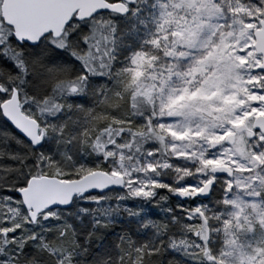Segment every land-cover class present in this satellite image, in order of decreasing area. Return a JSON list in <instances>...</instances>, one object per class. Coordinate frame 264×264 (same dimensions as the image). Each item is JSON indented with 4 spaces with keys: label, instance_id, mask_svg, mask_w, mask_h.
Wrapping results in <instances>:
<instances>
[{
    "label": "rangeland",
    "instance_id": "1",
    "mask_svg": "<svg viewBox=\"0 0 264 264\" xmlns=\"http://www.w3.org/2000/svg\"><path fill=\"white\" fill-rule=\"evenodd\" d=\"M263 14L264 0H138L126 17L105 14L89 24L72 23L67 33L72 63L78 65L73 58H78L75 51L81 41L87 56L94 42L97 51L102 49L100 36L92 30L106 25L115 75L107 79L110 84L104 90L98 82L96 93L82 99L88 106L93 101L94 106H104L105 112L99 106L90 116L91 128L80 107L83 102L58 104L46 116L38 105L48 100L46 92L22 83V110L39 123L46 139L37 157L46 177L64 180L82 168L86 174L89 168L108 164L106 172L123 177L126 187L87 196L69 210L43 213L32 224L14 192L25 187L39 167L18 158L19 145L14 144V155L9 156L18 162L0 158V264H20L18 256L28 245L50 251L57 264H73L69 251L55 246V230L112 224L138 227L144 238L154 241L162 238L168 251L185 264H264V135L251 136L256 118L264 117V73L258 72L263 57L254 38ZM183 35L195 37V49L202 44L209 51L193 69L211 70V89L201 97L181 81L185 55L178 48ZM166 47L171 61L167 70ZM229 74V81L220 79ZM134 97L153 100L155 115L136 118L128 107ZM81 116L79 123L70 121ZM66 120L70 123H62ZM146 124L162 135L164 149L151 144L140 155H127L125 148ZM243 125L250 133L236 134L234 145H229L228 136ZM109 128H118L117 139L100 161L93 147L102 130ZM2 137L6 134L0 124ZM218 166L229 167L234 177L217 180L210 200L180 198L196 193L207 182V172Z\"/></svg>",
    "mask_w": 264,
    "mask_h": 264
},
{
    "label": "trees",
    "instance_id": "2",
    "mask_svg": "<svg viewBox=\"0 0 264 264\" xmlns=\"http://www.w3.org/2000/svg\"><path fill=\"white\" fill-rule=\"evenodd\" d=\"M110 1L114 2L116 0ZM92 34L100 36L99 38L102 47V49L97 51V48L94 46L96 44L94 42L96 39L90 40L91 42H94V45L92 46L93 50L91 51L90 56L85 55V60L91 66L90 70L93 75L92 78L95 79L98 78L101 73L102 77L109 74L106 65L109 66L112 64V51L110 52L108 46L106 47V36L109 35L106 25L103 26L102 29L96 28L92 30ZM25 52L30 54V58H26V65L29 68L30 75L28 82L29 85L34 87L38 92H46L47 94L53 81L56 79L59 80L62 75H65L66 73L70 74L72 71V65L74 64L71 60L68 61V58L66 57L61 58L58 54H53V52L50 51L48 52L44 48H38L36 50L27 49ZM2 67L4 68V71L9 74L11 66L3 62ZM36 75L38 77H36ZM25 81V79H22V83ZM101 88L104 90L106 85L103 84ZM102 98L103 96H100L99 100ZM57 101L41 100L38 105L44 108L43 112L48 116L57 110V106L63 104ZM82 102L83 104L82 106L80 105V107L83 109V116L88 117L87 122H89L88 125L90 127V124H92V118L90 116L99 112V106L101 107L100 112H105L103 109L104 106H102V104H95L94 106V101L90 102L92 106H88L87 104H84V100H70L67 104L71 103L72 105H77ZM128 107L134 112L136 118L141 115H149L150 117L155 115V104L153 100L134 97V100L129 101ZM96 108L98 111L95 110ZM81 118L82 116L78 117V119L71 118L70 121H76L79 123ZM68 121L69 120H66L62 123L67 124ZM0 124L4 134H6L5 138L2 137V139H0V158L6 160V162L16 164L19 159L12 160L9 154L14 155V152H11V150L13 149L14 144L18 143L19 146L17 150L19 151H17V157L21 160L26 158L29 162L35 161L39 167L33 176L39 177L46 175V172L42 171L40 165L42 159L39 158V156L37 157V154L43 151L46 145L44 144L40 149L34 150L30 144L23 140L3 121L1 115ZM117 129L118 128H109L102 130L97 147H93V155L95 158L100 159V161L104 159L103 152H106V150L111 147V143H113L114 139H117L115 136ZM155 137H158L159 139L156 140ZM162 140V135L154 127L146 124L144 129L134 136L132 143L125 148V151L127 155L137 156L142 154L143 149L147 145L151 144L157 145L159 149L163 150L164 146ZM62 147L60 148L62 149ZM59 151L61 150H57V155L59 154ZM84 169L85 168L80 169L78 175L70 176L64 180L79 179L85 174ZM93 170L97 169L89 168L86 172ZM100 170L109 172L108 164H103ZM15 193L16 190L14 194ZM192 213L194 217H200L197 212ZM55 233L57 235L55 246L68 250L73 260H76L77 264H185L180 262V259L177 256L168 251L162 238L157 241L149 239L148 236L144 238L142 236L144 232L138 227L124 228L117 224H112L107 226L89 225L86 228H82L76 225V228L73 230L64 226L61 230H55ZM18 262L20 264H44L45 262L46 264H57V258L48 250H43L39 247L34 248L33 246L28 245L24 252L18 256Z\"/></svg>",
    "mask_w": 264,
    "mask_h": 264
},
{
    "label": "water",
    "instance_id": "3",
    "mask_svg": "<svg viewBox=\"0 0 264 264\" xmlns=\"http://www.w3.org/2000/svg\"><path fill=\"white\" fill-rule=\"evenodd\" d=\"M136 2L137 0H120L117 3H109L106 0H7L3 7V16L6 24L13 28L14 37L18 42L36 45L50 34L59 37L75 15L79 20H89L105 12L124 16L129 14V7ZM254 37L256 50L263 56V63L258 72L264 73V22ZM0 108L4 120L34 150L42 146L44 136L40 135L39 125L22 112L17 92ZM253 129L264 135V117L256 118ZM244 131H247L244 125L236 129L238 133ZM227 142L233 145L235 135L228 136ZM209 175L212 178L195 194L196 198L204 201L210 199L218 178L232 179L234 172L229 167L218 166L210 169ZM125 185L123 177H112L106 172L94 171L72 181L32 177L26 187L17 190V195L28 212L30 221L35 224L43 213L57 209L68 210L75 200L90 194L123 190ZM190 196L183 194L181 197L187 199Z\"/></svg>",
    "mask_w": 264,
    "mask_h": 264
},
{
    "label": "flooded vegetation",
    "instance_id": "4",
    "mask_svg": "<svg viewBox=\"0 0 264 264\" xmlns=\"http://www.w3.org/2000/svg\"><path fill=\"white\" fill-rule=\"evenodd\" d=\"M5 3L6 0H0V100H9L17 91L19 92L20 100H23L21 92L22 79H25L28 82L30 77L28 76V66H22L21 64L22 59L28 54V52L25 51L27 49L36 50L38 48H44L48 52L50 51L53 52V54H58L61 58L66 57L68 58V61H70L72 57V52L70 51L71 38L68 37L66 29L60 37H55L51 34L38 45L18 42L14 37L13 28L8 26L4 19L3 7L5 6ZM45 42H48V45H43ZM84 50H86L85 44L81 41L78 45V50L75 51L76 53H79L78 58H73V62L78 65H72L73 67L70 74L66 73L65 75H62L59 80L56 79L53 81L47 93L48 100H58L63 104H67L70 100H82L86 95L96 93L98 82L102 83V85L110 84V81L103 80L101 76H98V78H95L94 80L96 86H91L92 83H94L92 80L93 75L90 70L91 66L87 65L86 60L84 59L86 55V51ZM80 51L83 52L80 53ZM3 62L11 66L9 74H6L4 71V68L2 67ZM114 68L115 67L112 65L109 74L111 79L113 78V75H115L114 71L116 70ZM73 81H77V84L73 87L74 93L71 94L69 92V84ZM4 89H7V91ZM100 92L102 93V90H100Z\"/></svg>",
    "mask_w": 264,
    "mask_h": 264
},
{
    "label": "bare ground",
    "instance_id": "5",
    "mask_svg": "<svg viewBox=\"0 0 264 264\" xmlns=\"http://www.w3.org/2000/svg\"><path fill=\"white\" fill-rule=\"evenodd\" d=\"M196 45L197 42L195 40V37H191L188 35L180 36L178 51L180 50L182 55H185V58L182 61V64L179 68V72L182 75L181 81L183 82V86L190 88L191 92H195V95L197 97H201L211 89V82L208 81V77L211 75V70L208 73H205L203 71L199 73H194L193 69L199 67L198 60L201 59L203 56L209 54V51L204 48V45L199 44L197 49H195ZM164 55L165 69L167 70L169 69L171 64L170 57L168 56V47L164 49ZM231 61L233 63L237 62L236 58L232 59ZM229 78L230 74L228 76L224 75L220 77L222 81H229ZM230 226L232 227V222L230 223ZM73 263L77 264L76 260H73Z\"/></svg>",
    "mask_w": 264,
    "mask_h": 264
}]
</instances>
